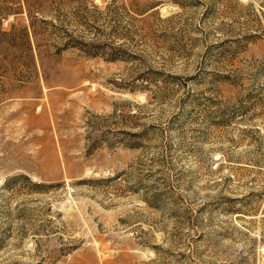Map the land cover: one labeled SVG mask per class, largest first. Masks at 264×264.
I'll return each mask as SVG.
<instances>
[{"label": "rangeland", "instance_id": "374dc122", "mask_svg": "<svg viewBox=\"0 0 264 264\" xmlns=\"http://www.w3.org/2000/svg\"><path fill=\"white\" fill-rule=\"evenodd\" d=\"M0 264H264V0H0Z\"/></svg>", "mask_w": 264, "mask_h": 264}]
</instances>
